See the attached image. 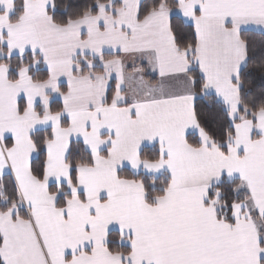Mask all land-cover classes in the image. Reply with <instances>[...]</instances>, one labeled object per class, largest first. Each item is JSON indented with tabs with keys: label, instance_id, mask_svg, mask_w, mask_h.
Wrapping results in <instances>:
<instances>
[{
	"label": "snow or ice",
	"instance_id": "obj_1",
	"mask_svg": "<svg viewBox=\"0 0 264 264\" xmlns=\"http://www.w3.org/2000/svg\"><path fill=\"white\" fill-rule=\"evenodd\" d=\"M0 264H264V0H0Z\"/></svg>",
	"mask_w": 264,
	"mask_h": 264
}]
</instances>
